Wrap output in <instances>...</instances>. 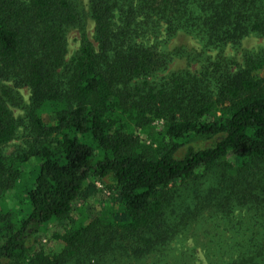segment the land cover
Segmentation results:
<instances>
[{
	"label": "trees",
	"instance_id": "16d2710c",
	"mask_svg": "<svg viewBox=\"0 0 264 264\" xmlns=\"http://www.w3.org/2000/svg\"><path fill=\"white\" fill-rule=\"evenodd\" d=\"M254 5L0 0V148L22 122L35 138L25 155L0 153V264L141 260L207 209L231 218L240 207L264 220V55L247 52L243 64L219 54L199 72L171 71L160 84L151 79L185 53L147 43L185 32L209 47L239 48L250 29H264L242 20ZM72 29L82 44L68 61ZM22 88L30 89L29 105ZM14 106L25 108L28 123L14 116ZM32 158L38 166L30 176L24 164ZM210 172L217 183L196 192L199 206L171 211L183 196L175 189ZM92 176L112 180L117 198L88 223L56 233L58 250L33 245L50 225L71 217ZM14 199L28 202L25 215L10 205ZM232 251L238 256L230 264H264V234L247 235Z\"/></svg>",
	"mask_w": 264,
	"mask_h": 264
},
{
	"label": "rangeland",
	"instance_id": "374dc122",
	"mask_svg": "<svg viewBox=\"0 0 264 264\" xmlns=\"http://www.w3.org/2000/svg\"><path fill=\"white\" fill-rule=\"evenodd\" d=\"M252 1L255 2L254 7L247 10L246 15L243 12L242 20L248 24L258 22L262 27L264 24V0ZM81 2L88 6L90 0H81ZM94 29L95 22L89 18L88 33L91 38L94 36ZM165 34L158 39L151 36L148 38L147 43L150 45L157 44L167 51L181 49L185 56L175 57L168 72L159 73L158 76L151 79L157 83L161 82L160 84L167 82L166 76L171 71H190L193 74L199 72L204 62L206 63L210 58L214 60L219 54L243 64L247 52L260 56L264 55V29H250L242 39L239 48H236L233 43H229L225 46V49L209 47L207 42L185 32H180L169 42H166L167 36ZM81 44V33L77 29H72L68 36V61L76 56ZM202 60H204L203 63ZM262 72L264 74V71ZM20 92L25 104L29 105L31 101L30 89L22 88ZM12 111L17 119L28 123L25 108L14 106ZM34 144L33 134L26 129L25 124L22 122L17 136L9 144L0 148V153L6 157L25 155L34 147ZM37 166L38 160L36 158L30 159L24 164L25 173L31 176ZM215 176V172H210L193 180L183 188L175 189L183 196L177 204L172 206L171 211L174 210L175 206H183L184 203H187L184 207L188 210L191 205L193 208L199 206L196 192L200 191L206 194L217 183ZM117 194L118 190L112 180L92 176L85 185L84 193L75 202L71 217L60 224L50 225L45 232L33 239V245L44 246L49 251L58 250L61 242L55 238L56 233L62 230L64 232L66 227H71V225H76L82 221L88 223L93 217L101 215L102 204L107 203L109 199L117 198ZM13 201H10V205L22 206L24 215L30 209L26 204L28 202L22 203L21 200H18L16 203L15 199ZM176 209L178 210V207ZM212 210H205L199 219L185 226L165 247H157L153 253L145 258L135 260L130 257H120L118 260H114L113 257L109 256L104 264H230L233 261L232 259H236L238 256V252L236 254L232 251L235 242L241 241L247 235L264 234V220L252 217V214L246 209L236 208L231 218L223 213L216 214ZM241 229L243 230L242 234L239 233ZM118 242L121 246L130 245L129 240L125 238H119Z\"/></svg>",
	"mask_w": 264,
	"mask_h": 264
}]
</instances>
